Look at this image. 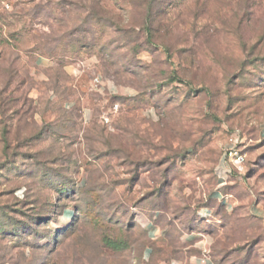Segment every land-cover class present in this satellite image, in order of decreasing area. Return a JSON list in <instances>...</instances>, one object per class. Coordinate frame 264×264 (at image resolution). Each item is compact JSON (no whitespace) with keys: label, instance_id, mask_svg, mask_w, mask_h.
<instances>
[{"label":"rangeland","instance_id":"1","mask_svg":"<svg viewBox=\"0 0 264 264\" xmlns=\"http://www.w3.org/2000/svg\"><path fill=\"white\" fill-rule=\"evenodd\" d=\"M205 254L264 264V0H0V264Z\"/></svg>","mask_w":264,"mask_h":264},{"label":"built area","instance_id":"2","mask_svg":"<svg viewBox=\"0 0 264 264\" xmlns=\"http://www.w3.org/2000/svg\"><path fill=\"white\" fill-rule=\"evenodd\" d=\"M95 85L100 86L102 85V82L100 80V77L95 78ZM114 88H111L112 91ZM119 104H115L113 108H118ZM242 143V137L240 130H237L235 133L231 135L228 142L225 144L223 148V154L220 158V161L218 165L216 166V176L218 180V188L221 189L225 185H227L229 181V176L232 172V167L235 166L238 169L240 166L244 165L246 157L245 154L242 153L240 150V144ZM231 195L230 194H223L221 200L223 201V204L227 206V208L232 207V203L230 201ZM200 215L206 219H209L212 216V212L210 209L207 210H201ZM207 250L205 249V253ZM208 253V252H207ZM209 257L205 254V257L202 258V261L204 263L206 262V258Z\"/></svg>","mask_w":264,"mask_h":264},{"label":"crops","instance_id":"3","mask_svg":"<svg viewBox=\"0 0 264 264\" xmlns=\"http://www.w3.org/2000/svg\"><path fill=\"white\" fill-rule=\"evenodd\" d=\"M221 189L218 188L214 194H215V199H217L221 204H223V201L221 200V198H222L224 193L222 192ZM207 209H209V208H203V210H207ZM256 215H259V211L256 212ZM146 252L150 253L151 248H147ZM205 260H206L205 264H215V262L210 257H207ZM178 264H181V263H178Z\"/></svg>","mask_w":264,"mask_h":264},{"label":"trees","instance_id":"4","mask_svg":"<svg viewBox=\"0 0 264 264\" xmlns=\"http://www.w3.org/2000/svg\"><path fill=\"white\" fill-rule=\"evenodd\" d=\"M210 199H215V194L214 193H212V194H210ZM221 204V203H220ZM222 206H224V207H226L224 204H221ZM205 206H201V208H204ZM225 246V245H224ZM224 248L225 247H223V249L221 250V251H223L224 250ZM217 251V253H216V255L218 254V250H216Z\"/></svg>","mask_w":264,"mask_h":264}]
</instances>
